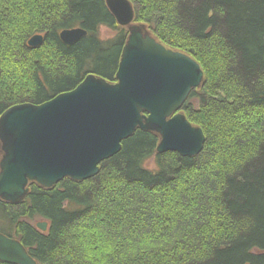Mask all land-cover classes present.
Listing matches in <instances>:
<instances>
[{
	"label": "trees",
	"instance_id": "16d2710c",
	"mask_svg": "<svg viewBox=\"0 0 264 264\" xmlns=\"http://www.w3.org/2000/svg\"><path fill=\"white\" fill-rule=\"evenodd\" d=\"M130 1L137 22L203 69L183 106L205 133L202 153L157 154L158 136L138 129L93 179L0 200V232L37 264H264V0ZM75 27L87 37L64 45L59 33ZM36 34L45 40L31 48ZM127 39L105 0H0V119L89 74L117 82Z\"/></svg>",
	"mask_w": 264,
	"mask_h": 264
},
{
	"label": "water",
	"instance_id": "95a60500",
	"mask_svg": "<svg viewBox=\"0 0 264 264\" xmlns=\"http://www.w3.org/2000/svg\"><path fill=\"white\" fill-rule=\"evenodd\" d=\"M118 24L134 19L127 0H105ZM122 53L118 82L89 75L74 91L42 105L24 103L0 119V200L21 205L29 186L54 189L65 179L82 183L100 172V165L123 149L135 130L159 133V153L176 146L184 156L200 154L205 133L178 112L192 90L204 81L202 67L189 55L167 50L153 34L131 23ZM85 30H64L60 38L73 46ZM33 36L30 47L43 43ZM169 118V120H167ZM43 231L46 223L38 224ZM0 260L37 264L21 241L0 232Z\"/></svg>",
	"mask_w": 264,
	"mask_h": 264
},
{
	"label": "bare ground",
	"instance_id": "6f19581e",
	"mask_svg": "<svg viewBox=\"0 0 264 264\" xmlns=\"http://www.w3.org/2000/svg\"><path fill=\"white\" fill-rule=\"evenodd\" d=\"M128 2H130L131 4H133V7H134V13H135V4L133 3V2H131L130 0H127ZM105 3H106V1H105ZM107 6H108V4H107ZM109 8V7H108ZM110 10V9H109ZM110 13H111V11H110ZM112 14V13H111ZM113 16H114V14H112ZM114 18H115V16H114ZM115 20H116V18H115ZM161 20V19H160ZM160 20H158V25H161V23H160ZM116 22H117V20H116ZM118 23V22H117ZM131 23H133V24H136L138 27H139V30H140V32L143 34V32H144V27L143 26H145L146 27V29L147 30H145V32H148L149 34H153V33H151L150 32V30H149V27H148V25L147 24H145V23H143V22H137V20H136V13H135V15H134V19H133V21H131L130 22V25H131ZM121 27H123L125 30H126V32H127V35H128V39H129V37H130V32H131V27H125V26H123V25H121V24H119ZM75 29H82V30H84L83 28H81V27H75V28H72V29H66V30H75ZM62 33V32H61ZM61 33H59V38H60V35H61ZM85 33H86V35L85 36H83L82 38H81V40L82 39H84V38H86L87 37V35H88V30L86 29L85 30ZM33 36H41L43 39L45 38V35L44 34H36V35H33ZM32 36V37H33ZM100 36H101V30H100ZM153 36H154V34H153ZM156 39H157V43H159V44H161L163 47H165L167 50H171V51H177V52H180V53H182V54H185V53H183V52H181V51H179V50H174L173 48H170L169 46H167V44H163L161 41H160V39L159 38H157L156 36H154ZM102 38H103V36H102ZM61 39V41H62V38H60ZM128 39H127V41H126V43H125V45L127 44V42H128ZM45 40V39H44ZM81 40H79V41H81ZM32 41V38H30V40H28V46L30 47V42ZM78 41V42H79ZM44 42V41H43ZM78 42H76V43H78ZM62 43L64 44V45H67L66 43H64L63 41H62ZM43 44V43H42ZM42 44L40 45V46H42ZM40 46H37V47H40ZM67 46H69V45H67ZM124 48H125V46H124ZM124 48H123V50H124ZM122 53H123V51H122ZM122 53H121V60H122ZM187 54V53H186ZM185 54V55H186ZM187 55H189L191 58H193L190 54H187ZM194 59V58H193ZM121 60H120V63H121ZM195 60V59H194ZM196 61V60H195ZM197 62V61H196ZM120 63H119V66H120ZM198 63V62H197ZM199 64V63H198ZM200 65V64H199ZM119 66H118V68H119ZM201 66V65H200ZM120 69V68H119ZM119 69H118V71H117V73H116V77H117V74L119 73ZM203 70V69H202ZM89 75H94V74H89ZM88 75V76H89ZM95 76V75H94ZM97 77V76H96ZM100 77V76H99ZM99 77H97V78H99ZM88 77H86L84 80H83V82L87 79ZM102 78V77H101ZM103 80H105L104 78H103ZM107 81V80H106ZM205 81H206V77H204V81H203V83H202V85L200 86V87H198L197 89H195V90H199L200 88H202L203 87V85L205 84ZM82 82V83H83ZM108 82V81H107ZM117 82H118V79H117ZM80 85V84H79ZM78 85V86H79ZM78 87H76L75 89H73V90H70V91H67V92H71V91H74V90H76ZM192 91H194V90H192ZM67 92H65V93H62V94H66ZM192 93V92H191ZM190 93V94H191ZM62 94H59V95H62ZM190 94H189V96H190ZM58 96V95H57ZM189 96H188V99L185 101V103L182 105V107H180V109L178 110V112H176V113H174L171 117H175L176 115H178L179 113H182V115H183V117H185V119H187L188 120V122H190L193 126H195V127H198V128H200L199 126H197L195 123H193L192 122V120H190V119H188V117L185 115V113H184V109H183V106L188 102V100H189ZM15 106H18L17 104H15V105H13V107H15ZM12 107V108H13ZM11 109V108H10ZM9 110V109H8ZM8 110H6V111H8ZM5 111V112H6ZM169 119H171V118H169L168 117V119L167 120H169ZM202 124H203V122H202ZM202 129V128H201ZM137 130H135V132H136ZM141 131H143V130H141ZM134 132V133H135ZM145 132V131H144ZM149 132V131H148ZM152 133H154L155 134V136H158V139L159 140H157V145H156V153L157 154H164V153H168V152H172V153H177V154H181L182 156H184L182 153H180L179 151H178V149H177V147L176 146H173L171 149H169L168 151H166V152H164V153H159L158 152V147L161 145V136H160V134L159 133H156V132H152ZM136 134V133H135ZM135 134H134V136H135ZM133 136V137H134ZM205 138H206V136H205ZM206 140V139H205ZM205 144H206V142H205ZM205 144H204V146H205ZM204 146L202 147V149H201V153H202V151H203V149H204ZM200 153V154H201ZM200 154H198V155H196V156H191V157H197V156H199ZM2 157V156H1ZM155 158H152V160L151 161H153V163L151 164V163H148V165L150 166V167H152V168H157L156 166L158 165H160V164H158V162H159V160L157 159L158 157H156V156H154ZM184 157H187V156H184ZM191 157H188V158H191ZM154 162H156L157 163V165L154 163ZM161 166V165H160ZM100 174V172L96 175V176H98ZM29 196V195H28ZM28 198V197H27ZM45 223V222H44ZM42 230V229H41ZM43 231V230H42ZM43 232H45V231H43ZM1 261V260H0ZM37 262V261H36Z\"/></svg>",
	"mask_w": 264,
	"mask_h": 264
},
{
	"label": "rangeland",
	"instance_id": "374dc122",
	"mask_svg": "<svg viewBox=\"0 0 264 264\" xmlns=\"http://www.w3.org/2000/svg\"><path fill=\"white\" fill-rule=\"evenodd\" d=\"M118 24V23H117ZM119 25V24H118ZM114 35H115V31H113V30H111L110 28H107V27H102L101 28V36H103V38L104 39H109L110 37H114ZM123 144V143H122ZM0 145H2L1 144V142H0ZM1 151V150H0ZM149 163H153V161H151V162H149ZM100 170H101V168H100ZM32 185H34V184H32ZM31 186V185H30ZM30 186H29V189H30ZM37 222H41V219L40 220H37ZM39 228V227H38ZM39 230H41V229H39ZM42 231V230H41ZM15 239V238H14Z\"/></svg>",
	"mask_w": 264,
	"mask_h": 264
}]
</instances>
